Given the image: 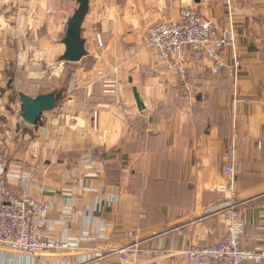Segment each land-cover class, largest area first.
I'll return each instance as SVG.
<instances>
[{
    "label": "crops",
    "instance_id": "0c3cea01",
    "mask_svg": "<svg viewBox=\"0 0 264 264\" xmlns=\"http://www.w3.org/2000/svg\"><path fill=\"white\" fill-rule=\"evenodd\" d=\"M81 1L86 55L65 62L68 24ZM187 6L218 30L236 32L239 70L232 71L234 52L225 49L218 75L211 58L196 63L187 55L186 78L179 79L147 46L149 29L176 21ZM52 92L57 108L35 126L24 122L22 95ZM4 157L0 175L14 195L24 174L41 169L31 194L54 207L46 237L78 240L80 247L38 255L0 249V264H191L178 252L217 244L225 232L223 218L206 212L230 182L250 198L243 245L257 248L264 212V0H0ZM131 241L144 244L126 262L102 257Z\"/></svg>",
    "mask_w": 264,
    "mask_h": 264
},
{
    "label": "built area",
    "instance_id": "2783aa9c",
    "mask_svg": "<svg viewBox=\"0 0 264 264\" xmlns=\"http://www.w3.org/2000/svg\"><path fill=\"white\" fill-rule=\"evenodd\" d=\"M99 43L102 45L100 38ZM146 44L158 52L159 57L166 62L168 70L179 79L186 78L184 60L187 55L196 63L211 58L214 64L211 68L213 75H218L225 67L220 53L225 49L234 52L232 71L236 72L242 66L239 56L235 53L238 45L236 32L230 29L218 30L211 21L190 6L180 10L176 21L150 28ZM236 103L234 100V107ZM234 118L237 116L234 115ZM262 145L263 139H259L257 146L261 148ZM236 151L234 142L227 149L231 159L235 158ZM0 161L5 166V157ZM226 170L232 178L235 174L234 164L229 165ZM39 173L41 169L35 168L23 175L21 192L18 195L10 191L5 177L0 175V249L24 255H38L48 251H75L80 247L78 240L57 241L46 237L54 207L48 200L35 198L31 194V188ZM249 200V197L237 194L233 183L230 182L223 198L206 212L209 216H221L225 221V232L219 242L188 248L178 253L185 256L191 264H264V212L259 216L260 245L255 249L243 245L246 231L244 208ZM75 214L77 217L84 215L82 211ZM128 237L133 239L135 234L130 232ZM143 244L142 241H131L123 248L113 249L101 255L104 258L119 255L121 260L126 262L128 254L138 253Z\"/></svg>",
    "mask_w": 264,
    "mask_h": 264
},
{
    "label": "water",
    "instance_id": "95a60500",
    "mask_svg": "<svg viewBox=\"0 0 264 264\" xmlns=\"http://www.w3.org/2000/svg\"><path fill=\"white\" fill-rule=\"evenodd\" d=\"M197 2H199V0H197ZM80 4V7L76 10L68 24L64 41L66 52L63 56V61L65 62L76 63L86 55L84 48L85 42L82 39L81 30L87 12V3L81 1ZM58 100L59 97L55 92L37 97L22 95L23 121L31 126H35L44 113L51 112L57 108Z\"/></svg>",
    "mask_w": 264,
    "mask_h": 264
},
{
    "label": "rangeland",
    "instance_id": "374dc122",
    "mask_svg": "<svg viewBox=\"0 0 264 264\" xmlns=\"http://www.w3.org/2000/svg\"><path fill=\"white\" fill-rule=\"evenodd\" d=\"M59 252V251H58Z\"/></svg>",
    "mask_w": 264,
    "mask_h": 264
}]
</instances>
